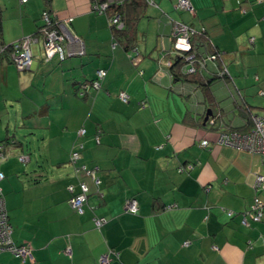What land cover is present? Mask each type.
Masks as SVG:
<instances>
[{"label":"crops","instance_id":"obj_1","mask_svg":"<svg viewBox=\"0 0 264 264\" xmlns=\"http://www.w3.org/2000/svg\"><path fill=\"white\" fill-rule=\"evenodd\" d=\"M92 2L50 0L52 16L80 40L84 53L77 54V44L65 38V59L44 61L41 35L35 34V62L18 76L19 98L40 96L36 107L42 109L33 112L49 120V173L34 183L41 190L12 193L5 200L12 239L28 243L35 261L22 263L3 251L0 264H100L106 253L109 264H264V221L243 225L240 216L253 202L256 175H264V156L219 144L222 130L204 121L209 103L201 87L173 80L159 64L172 43L168 18L204 29L229 72L227 79L211 78L214 112L242 130L246 116L238 102L264 113V0H190L193 14L176 9L174 0H157V7L140 0L137 14L128 9V16L138 18L131 31L136 64L113 39L109 12L93 10ZM19 5L16 27L12 12L0 3V45L33 35L41 24L43 0ZM198 46L210 54L207 45ZM8 58L0 56L4 82ZM215 66L210 63L211 74L204 76L212 77ZM101 68L106 70L101 88L80 96ZM119 92L129 96L128 103ZM81 128L85 133L79 136ZM77 143L80 162L99 168L98 187L83 174L76 177L69 164ZM79 179L88 186L81 215L69 205L67 190L69 184L78 190ZM259 196L264 202V190ZM131 197L139 203L135 214L124 207ZM95 216L107 221L100 229Z\"/></svg>","mask_w":264,"mask_h":264},{"label":"built area","instance_id":"obj_2","mask_svg":"<svg viewBox=\"0 0 264 264\" xmlns=\"http://www.w3.org/2000/svg\"><path fill=\"white\" fill-rule=\"evenodd\" d=\"M24 2L25 0H20ZM118 0H93L91 7L93 10L102 13L105 12L109 5ZM175 7L180 10H184L194 13L190 0H174ZM259 1V0H258ZM148 5H155L156 0H145ZM242 12L244 10H241ZM41 20L43 22V27L40 29L41 39H42V51L44 61H49L54 56H58L60 60L66 57V51L64 49L63 41L68 38L74 41L76 46L77 54L84 53L83 46L78 39L72 38L69 35L65 23L62 21H57L56 19H51L47 12L43 11L41 14ZM264 21V16L263 19ZM108 22L110 25H114L116 29H122L124 27V21L120 14H113L108 17ZM194 35H201L204 40L209 44L210 41L206 37L205 30L199 29L195 30L186 24L179 21H172V45L169 47L166 53H169L173 59H181L180 62V72L181 74L193 75L201 73L206 69V61H214L219 57V53L205 54L197 50L191 37ZM37 37L34 35L25 36L17 41L11 42L6 45L0 46V52L7 50L8 55L14 66L18 71H23L29 69L34 63V56L31 50L32 44L37 42ZM252 40V39H251ZM72 54L74 52H71ZM165 53V54H166ZM164 56V54H163ZM132 62L135 64L139 60L138 53L135 50L131 51L129 54ZM161 58L159 64L161 66L165 65L170 67L172 65V60ZM226 68L223 67L218 76H223L226 72ZM97 79H102L105 76L106 71L104 69H98L96 71ZM93 82L95 87H99V81ZM263 93L262 91L260 92ZM119 98L123 101H128L129 97L125 92L119 93ZM252 127L245 132H240L237 130L223 131L219 134L218 143L222 145L231 146L239 151H245L251 154H258L264 156V115L254 114L252 115ZM209 123L214 124V119L211 118ZM85 133L84 128L78 131V135H83ZM201 146H206L207 141L203 140L200 142ZM4 144L0 142V162L6 158L4 155ZM82 144L77 143L74 150L70 154V165L72 166L74 174H83L89 177L94 184L98 187L100 184V179L97 176V167L88 168L85 164H80L79 160L81 158L80 149ZM19 159L23 162L28 160V156H20ZM190 167V166H189ZM188 168V167H187ZM182 171V169H179ZM4 174L0 170V181L3 179ZM254 189L256 194L254 195L253 202L250 204L249 208L241 214V223L243 225H248L250 221L260 222L264 221V202L259 196V192L264 190V175L258 174L254 180ZM79 191L75 192L73 185L67 187L68 191L71 193L68 203L69 205L79 214L84 211V204L87 200L88 186L82 179L78 181ZM125 211L129 213H136L139 209L138 202L135 198H127L124 203ZM228 215H232L231 210L227 211ZM95 226L100 228L105 222L104 218L93 217ZM12 227L9 222V217L7 214L5 199L2 194L0 187V252L7 250L11 252L14 256L18 257L22 263L34 262L35 258L33 255L32 248L28 243L16 245L11 237ZM185 245L188 242L184 243ZM65 252L70 253V249L66 248ZM110 254L106 253L100 257V264H109Z\"/></svg>","mask_w":264,"mask_h":264},{"label":"rangeland","instance_id":"obj_3","mask_svg":"<svg viewBox=\"0 0 264 264\" xmlns=\"http://www.w3.org/2000/svg\"><path fill=\"white\" fill-rule=\"evenodd\" d=\"M1 2L4 10L8 7L9 12H12L11 25L19 27V0H0ZM4 25L6 27V23ZM8 26V34H12L15 29L10 28V24ZM8 69L7 82H4L3 69L0 67V140L3 144L6 143L4 155L7 156L0 164V169L5 174L0 186L5 200L12 193L41 190L42 187H36L34 184V179L38 175L49 173V120L33 112L35 109H42V106L39 109L36 107L40 96L28 94L27 98L20 99L18 76L22 72L12 63L8 64ZM42 104L43 102L40 103ZM10 139L15 144L7 147ZM23 154L30 157L27 164L19 160V156H24Z\"/></svg>","mask_w":264,"mask_h":264},{"label":"trees","instance_id":"obj_4","mask_svg":"<svg viewBox=\"0 0 264 264\" xmlns=\"http://www.w3.org/2000/svg\"><path fill=\"white\" fill-rule=\"evenodd\" d=\"M27 0H25L24 2H26ZM140 1V0H139ZM139 1L138 0H118V1H115V2H112L110 5H109V7L106 9V11L105 12H109L108 14H109V16H111V15H113V14H120L121 15V18H122V20L124 21V27L122 28V29H116V27L114 26V25H110L109 24V26H110V28H111V31H112V35H113V39L117 42V43H123V45H124V47H125V50H126V52H127V57L131 60V58L129 57V54L131 53V51H133V50H135V52L136 53H138L137 52V50H136V42H135V40L136 39H134V38H132V36H131V31H136V24H137V20H138V18H136L135 19V17L133 16V15H130V16H128V9H129V7L135 12L136 10H137V7L140 5L139 4ZM157 1V0H156ZM19 2L20 3H24V2H21L20 0H19ZM50 2V0H43V3H44V5H45V7L41 10V13H40V17H39V20H40V22H41V24L37 27V31L34 33V34H40L41 32H40V29L43 27V22H42V20H41V14H42V12L43 11H45V12H47V14L51 17V19L53 20V19H55L53 16H52V14H51V12L49 11V8H48V3ZM141 2L144 4V5H148L146 2H145V0H141ZM175 2V1H174ZM192 5V4H191ZM149 6V5H148ZM150 6H155V5H150ZM157 7V6H156ZM176 8V7H175ZM177 9V8H176ZM180 10V9H179ZM136 13V12H135ZM137 14V13H136ZM108 16V17H109ZM133 16V17H132ZM168 20H169V23L171 24V26H172V19H169L168 18ZM109 23V22H108ZM183 23V22H182ZM183 24H185V23H183ZM187 25V24H186ZM187 26H189V25H187ZM189 27H191V26H189ZM191 28H193V27H191ZM194 29V28H193ZM196 30V29H195ZM41 35V34H40ZM42 37V36H41ZM193 37H196V38H198V41L199 40H201V41H199V43H198V41L197 42H193L194 43V45L196 46V48L198 49V45H207L208 46V49H209V51L208 52H212V53H219V57H217L216 58V60H214V61H206V69H205V71H202L201 73H197V74H193V75H187V74H181V72H180V70H179V68H180V62L179 61H181V59L179 60V59H173V57L169 54V53H166L167 51H168V49H167V51L165 52V50L162 52V54H161V58H165V56H168V57H170L171 59H173L172 60V65L170 66V67H167L168 68V71H169V73H170V75H171V77L173 78V80H182L183 82L184 81H194V82H196L198 85H199V87H201V90H202V92H203V94H204V96H205V99H204V101L205 102H207V103H209V105L207 106V109H206V111L209 109L210 111H211V115L210 116H208V118H207V121H206V123L207 124H210L209 123V120L211 119V118H213L214 119V124H210L212 127H216V128H220L222 131L221 132H223V131H231V130H237V131H240V132H245V131H248L251 127H252V115H254V114H257V113H252V111H251V108H250V106H246L244 103H242V102H238V107L243 111V113H244V115L246 116V123H245V128H242V130L241 129H237V128H232V127H230V126H228L227 124H224L225 123V121L223 120V117L221 116V114L219 113V112H217V113H215L214 112V107L216 108V106L215 105H212V93H211V91L209 90V86H210V83H211V78H219V79H227L228 77H229V72L228 71H226L224 74H223V76H218V74L221 72V69H223V67H225V65L223 64V62H221V54H220V52L218 51V50H216V48H214L212 45H211V43H207L205 40H204V38L201 36V35H194V36H192L191 37V41H194V40H192V38ZM171 40H172V37H171ZM3 45H6V44H2V46ZM171 45H172V43H171ZM1 46V45H0ZM171 47V46H170ZM8 51L7 50H4V51H2V52H0V56H2V55H7V57L9 56L8 55V53H7ZM166 53V54H165ZM163 54H164V56H163ZM59 58V57H58ZM8 59H10V58H8ZM64 59H65V57H64ZM63 59V60H64ZM60 60V59H59ZM63 60H60V61H63ZM166 60H168V59H166ZM11 63H12V61L11 60H9ZM132 61V60H131ZM210 63H214V64H216V66H215V71H213V74L214 75H212V77H205L204 75V73H210L211 74V70H210V68H209V64ZM226 68V67H225ZM102 69V68H101ZM105 70V69H104ZM97 71V70H96ZM106 71V70H105ZM106 75V74H105ZM105 76H103V78H104ZM103 78L102 79H97V74H96V72H95V78L93 79V80H91L90 82H87L86 84H84L83 85V88L81 89V92L79 93V95L80 96H86V94L88 93V88L89 89H93V90H99L100 88H101V81L103 80ZM96 80H98L99 81V87H95L94 86V84H93V82L94 81H96ZM181 81V82H182ZM261 92V91H260ZM120 93V92H119ZM119 93H118V98H119ZM264 93V92H263ZM129 97V96H128ZM120 99V98H119ZM122 102H124V103H128L129 102V99H128V101H123L122 99H120ZM140 104H141V106H143L144 105V102H140ZM264 107V106H263ZM264 109V108H263ZM206 114V113H205ZM261 115V114H260ZM262 115H264V113L262 114ZM250 126H249V125ZM249 126V127H248ZM95 140H96V142L97 143H99V135H98V133L96 134V136H95ZM0 142H2L1 140H0ZM6 145V143L4 144V146ZM73 150H74V148H73ZM72 150V151H73ZM71 151V152H72ZM80 153H81V150H80ZM71 154V153H70ZM24 156H28L27 154H23ZM6 156V155H5ZM7 157V156H6ZM20 157V156H19ZM82 159V153H81V158H80V160ZM4 160H6V158H4L1 162H0V164L4 161ZM20 160V159H19ZM80 160H79V163L80 164H85L86 165V167H88V168H92V167H97V169H99L98 168V166L97 165H88L87 163H84V162H80ZM21 161V160H20ZM30 161V157L28 156V160L26 161V162H23V161H21L22 163H24V164H27L28 162ZM69 161H70V156H69ZM69 164H70V162H69ZM72 167V166H71ZM180 169V168H179ZM181 169H182V171L185 169L184 167H181ZM1 170V169H0ZM73 170V169H72ZM180 171V170H179ZM3 172V171H2ZM97 172H98V170H97ZM3 174H4V172H3ZM79 175V174H78ZM77 174H75V176L77 177L78 176ZM98 176V175H97ZM38 177H41L40 175H38L36 178H35V180H34V183H38L40 180H39V178ZM5 178V174H4V177H3V179ZM98 178H99V176H98ZM2 179V180H3ZM100 179V178H99ZM1 180V181H2ZM79 180H81V179H79ZM78 180V181H79ZM0 181V182H1ZM101 182V181H100ZM69 185H73V187H74V190H75V192H78L79 191V187H78V190H76V186L74 185V184H69ZM68 185V186H69ZM77 185H78V182H77ZM100 185V184H99ZM67 186V187H68ZM1 187V186H0ZM97 187V186H96ZM1 190H2V188H1ZM68 190V189H67ZM69 192V191H68ZM97 192V194H99V195H101V192L100 191H96ZM70 193V192H69ZM2 194H3V192H2ZM255 194H256V192H255ZM254 194V195H255ZM70 195H71V193H70ZM4 196V195H3ZM133 198H135V197H133ZM254 198V197H253ZM136 199V198H135ZM137 200V199H136ZM137 202H138V200H137ZM138 205H139V203H138ZM75 211V210H74ZM76 212V211H75ZM138 212V211H137ZM136 212V213H137ZM83 213H84V211H83ZM82 213V214H83ZM243 212H241L240 213V216H241V214H242ZM8 214V213H7ZM79 214V213H78ZM133 214H135V213H133ZM81 215V214H80ZM105 219V218H104ZM94 222V221H93ZM107 221H106V219H105V222L102 224V226L101 227H103V225L106 223ZM252 222V221H251ZM94 226H95V223H94ZM12 227V226H11ZM96 227V226H95ZM100 227V228H101ZM97 228V227H96ZM100 228H98V229H100ZM12 232H13V230H12ZM11 237H12V235H11ZM14 242V241H13ZM185 242H187V241H185ZM184 242V243H185ZM15 243V242H14ZM26 242H21V243H15L16 245H20V244H25ZM185 245V244H184ZM188 245V244H187ZM186 246V245H185ZM4 251H7V250H4ZM3 252V251H2ZM9 252V251H8ZM9 253H11V252H9ZM12 254V253H11ZM13 255V254H12ZM14 256V255H13ZM16 257V256H15Z\"/></svg>","mask_w":264,"mask_h":264},{"label":"water","instance_id":"obj_5","mask_svg":"<svg viewBox=\"0 0 264 264\" xmlns=\"http://www.w3.org/2000/svg\"><path fill=\"white\" fill-rule=\"evenodd\" d=\"M210 114H211V111L208 109V110L206 111V114H205V117H204V121H205V122H206L208 116H210Z\"/></svg>","mask_w":264,"mask_h":264},{"label":"clouds","instance_id":"obj_6","mask_svg":"<svg viewBox=\"0 0 264 264\" xmlns=\"http://www.w3.org/2000/svg\"><path fill=\"white\" fill-rule=\"evenodd\" d=\"M35 36V34H33ZM9 44V43H8ZM33 53V52H32ZM34 56V55H33ZM34 62H35V59H34ZM13 64V63H12ZM14 65V64H13ZM27 70V69H26ZM24 71V70H23Z\"/></svg>","mask_w":264,"mask_h":264}]
</instances>
